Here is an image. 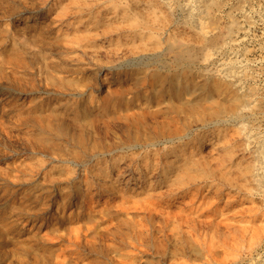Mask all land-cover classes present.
<instances>
[{
	"label": "rangeland",
	"instance_id": "1",
	"mask_svg": "<svg viewBox=\"0 0 264 264\" xmlns=\"http://www.w3.org/2000/svg\"><path fill=\"white\" fill-rule=\"evenodd\" d=\"M243 68L241 85L260 99L254 115L245 109L238 122L202 125L199 106H162L158 119L169 123L149 132L164 152L147 181L131 179L153 150L145 148V80L156 74L166 86L200 84V73L211 70L210 90L234 82L227 70ZM226 95L201 104L233 107ZM137 116L144 145L131 154ZM248 128L257 138H247ZM260 143L264 0H0V264H117L129 256L133 264H264V224L189 240L167 227L145 233L137 214L157 228L153 219L127 208L168 189H185L175 197L187 201L175 198L173 211L200 215L217 198L223 205L225 192L260 205ZM124 169L131 174L117 176ZM178 172L184 184L171 185L168 176Z\"/></svg>",
	"mask_w": 264,
	"mask_h": 264
},
{
	"label": "bare ground",
	"instance_id": "2",
	"mask_svg": "<svg viewBox=\"0 0 264 264\" xmlns=\"http://www.w3.org/2000/svg\"><path fill=\"white\" fill-rule=\"evenodd\" d=\"M171 6H172V4H171ZM196 22H198V21H196ZM204 43L206 45L210 46L211 48L215 45V41L211 37L205 38ZM209 51H211V50H209ZM156 62H157V64H159V61L153 60V63H156ZM181 63L177 64V66L179 68L185 66V64H183V63L181 64ZM192 64H194V62H192ZM223 64H227V63L223 62ZM219 71H220V69L216 70V72H219ZM206 72H208V74ZM214 72L211 70H205V71L201 72L200 76H202L205 79V82L200 83V84L194 83L190 80H187V81H185V83L182 86L178 83H176V84L170 83L171 85L169 84V86H166L164 83V78L161 77L160 75H156V74L152 75L153 80H151V81L145 80V87H146V89H145V113H143V115L145 116V148L152 146L153 150H150V149L145 150V154H147L148 157L145 156V170H144V172H139L138 176H135L134 173L131 174L129 172H125V169H124V170H121L117 174V176H122L123 173H124V175L125 174H131V179H137L139 177V178H141V180H145V181H147L148 178L150 177L149 176L150 175L149 174L150 168L154 167L156 165L155 160L153 161V158L154 157L160 158L161 154L164 151L160 152V149H162V148L157 146L158 144L156 142H158V141H155L152 138V137H156V135H151L149 130L156 128V127H164V124L169 123V122H165L164 120L158 119V115L161 111L163 114L165 113V109L164 110L162 109V106H164V105H166L167 107L176 109V110L180 106H182L181 108L188 107L189 109H192V108L199 106L201 108V111L204 112V115L201 118L202 125H208L209 123L212 124L213 122H218V123L220 122V124H221L222 122L226 123V122H229L230 120L231 121L234 120V121L238 122V119H241L245 115V113H244L245 109L251 110V113L253 115H254V113L257 112V110L260 108V103H259L260 99L257 98V91L255 90L254 87L244 88L241 85L243 83V82L241 83V79H244L245 77L247 78V76H248V72L246 70H244V68L239 69L237 71L227 70L225 72V75L234 76L232 79L234 82L225 83V85L223 87L218 86V87H216V89L210 88V90H209L206 88V86H207L206 81H210L209 78L212 77L209 73H214ZM230 86L232 87L231 89H230ZM215 91L217 92V97L214 95ZM223 92H228L229 95H226V96L231 99L229 105H232L234 103L233 107L228 106L226 108V106L223 103H221L220 100H218L217 103H215L217 106L216 105H203V104H201L202 102H206V101H208V102L209 101H215L216 102V99L222 98L221 95ZM213 117H216V118H213ZM139 120H140L139 116L134 118L133 127L131 129L134 133V138H132L129 141L128 145H126L129 148V150H132L131 154L136 152L138 147H142L144 145V143L140 140V137H139V135L141 134V130H142L141 127L143 125L142 121H139ZM246 136L249 140L257 138V135H255V133L252 131L251 128L247 129ZM255 150H257V161L258 162L256 163L254 176H258V175L260 176V172L264 171V144L260 143V146H258ZM123 158H125V157H123ZM135 161H136V159H135ZM135 161H134V157H132L131 160H129V163H127L126 169L133 170L132 167L136 164ZM168 169H170V168H168ZM174 170H175V168H174ZM177 171H179V170H177ZM164 173H165V171H164ZM181 173L182 172H178L173 177H171V175H169V174H168L169 175L168 176L166 173V175L168 176V180H170L171 185L176 184L177 182H178L179 186H182V184H184V182L181 180L184 178V177L182 178V176L185 174V172H183L182 174ZM184 176H186V175H184ZM177 191H178V193H180V192L185 191V189H182L181 191H179V190H177ZM177 191L173 192V191L168 189L167 192L166 191H164V192L160 191V192H157L154 194L149 193L144 198H142L140 200H134L133 199V201H131V204L128 205L129 207L127 206V208H134L136 210H139L140 212L145 213L146 217L148 219H153L152 221H154V224L157 226V228L155 226H153V228H151L149 226L148 222L145 221V223H143L141 221V218L139 217L140 214H137L138 218L136 219V222L138 223L137 224L138 228L141 229L142 231L145 230L144 231L145 233H154V231H155L154 229L157 230L158 227H159V229L163 228V227H167L171 231L174 230L173 232L175 235H179L180 233H184L185 235L186 234L190 235V236H186V237H189V238H187L189 240H190V237L192 239V236L197 235V234L202 237V239H200V240H205V238L207 236L210 237L211 235L212 236H216V235L227 236L230 233L232 235L233 232H235L233 235H235L236 232H239L238 234L243 233V232L253 233L257 229H259L262 226V224H264V201L262 204L256 205L253 201V198L255 196L250 197L249 202L246 203V201H244L243 199H240V198H236L233 194L223 192L224 193L223 194V197H224L223 205H219L220 203L218 204V202H220L218 198L216 200H214V202L212 200L211 202H213V203L210 202L212 205H210L206 202L207 203L206 210L204 209L205 211L203 210L204 212L199 215V214H196L198 211L196 213L193 211L186 212L187 211L186 209H188V207L187 208L185 207L186 209H184V208L181 209L182 208L181 207L177 211H173V210L168 208L169 204L172 203V201L175 200V198L178 199L180 197L181 199H179V201L180 200L187 201L183 195L185 192H183V194L181 193L182 195L181 194L178 195L177 196L178 198L175 197V195L177 194ZM104 200H106V198H104ZM104 200H103V203H104ZM129 202H130V200H129ZM173 203H174V201H173ZM191 203H190V205H192ZM106 205H111V203L105 204V206ZM116 206H118L119 208H123L124 204L122 205L120 203ZM201 216H203V217H201ZM173 217H176L177 219L174 221L172 219ZM109 222H110L109 218H104V223H106V225ZM91 226H92L91 223H87L86 234H88V230L90 229ZM175 239H176V237H175ZM187 239H186V241H187ZM199 244H200V242H199ZM205 244H206V242H205ZM129 247H131L130 249H133L132 244H129ZM127 248H128V246H127ZM117 264H133V262H132L131 256H129L126 259L124 258L123 260H117Z\"/></svg>",
	"mask_w": 264,
	"mask_h": 264
}]
</instances>
